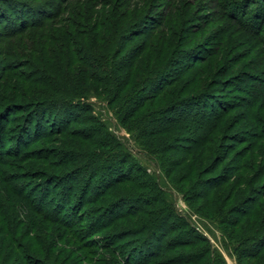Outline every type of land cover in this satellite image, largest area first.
<instances>
[{
    "label": "trees",
    "instance_id": "obj_1",
    "mask_svg": "<svg viewBox=\"0 0 264 264\" xmlns=\"http://www.w3.org/2000/svg\"><path fill=\"white\" fill-rule=\"evenodd\" d=\"M218 4L217 13L229 21V27L264 47V0H219ZM43 11L26 0H0V81L12 72L14 62L5 40L41 22ZM143 33L150 30L120 38L118 54L103 53L99 58L108 61L110 56L112 68L86 70L83 81L103 93L121 123L134 128L138 145L156 155L160 168L167 177L173 176L176 181L170 182L186 200L209 206L210 219L235 245L237 263L264 264V58L263 68L250 73L221 71V49L200 54L208 46L196 36L169 41V51L163 53L146 39L135 46ZM142 43L151 54L140 62L137 50ZM187 43L192 46L183 50L187 60L183 65L174 62V48ZM209 60L208 77L200 78ZM176 63L181 67L171 68ZM41 70L37 74H42L41 82L30 80L32 72L20 78L30 84L24 90L0 89L1 98L8 96L13 103L9 107L13 111L6 115L0 103V165L22 156L28 146L65 132L52 109L66 112L65 125L87 126L76 133L74 150L60 151L59 174L73 169L58 177L67 181L62 188L53 182L27 190L23 183L1 175L0 264H80L89 254L84 249L90 247L108 251L106 264H217L209 240L175 213L158 180L106 129L87 98L79 99L83 93L79 86L85 82L75 84L71 79L61 84L59 77ZM230 78L240 83L233 84L232 98L226 95ZM217 79L226 81L223 88L214 86L222 83ZM36 83L41 88H29ZM78 108L90 114L75 113ZM26 109L29 120L10 134L13 114ZM7 141L13 142L8 149ZM228 157L232 170L227 174L218 169ZM72 176L80 177L76 184ZM85 202L94 203L91 214L82 213ZM50 221L56 224L53 229L40 225ZM107 229L108 234H101ZM67 237L77 239L78 246Z\"/></svg>",
    "mask_w": 264,
    "mask_h": 264
},
{
    "label": "rangeland",
    "instance_id": "obj_2",
    "mask_svg": "<svg viewBox=\"0 0 264 264\" xmlns=\"http://www.w3.org/2000/svg\"><path fill=\"white\" fill-rule=\"evenodd\" d=\"M26 1L32 4H39L40 8L44 9L45 14L43 11L41 22H36L23 33L5 40L6 46L10 45L9 49L14 54V56L10 57L14 62L12 63V72L0 81L1 91L4 89V91L12 93V90L14 92L24 90L30 84H23L20 78L28 77L31 72L34 74L30 80H40L41 82L43 79L41 78L42 74L37 76L38 72L42 71L41 69H47L48 72L53 74V77H59L60 83L61 81H70L72 79L73 81L71 82L76 84L82 79L83 73L86 70H93L92 72H95L96 69L103 68L102 66L108 69L112 68L109 66L113 64L110 56L118 54V51L115 50L119 46L120 38L124 40V36L128 38L135 32H146L148 30H150V33H143L137 37L138 39L134 43L135 46L139 45L142 39H146L144 42H148L156 52L162 51L163 53H167L170 48L168 46L169 41L175 42L179 38H185L183 35H187L189 38L196 36L200 41H203L205 46H208L207 51H203L200 54L210 53V49H214L216 52H219L217 50L221 49L218 54L219 59L223 62L221 64L223 66L221 67V71L224 69L236 72L240 69L243 72L241 73L242 75L246 72L250 73L258 68H263L261 58H264V47L259 44V41L251 40L238 32L236 28L229 27V21L217 13V11L221 10L218 7L219 0ZM47 14L49 15L48 17ZM146 16H149L148 20ZM153 18L154 22H152ZM183 30L186 33H183ZM114 31L117 33H113ZM117 34L120 37H115ZM149 34L151 35L148 36ZM185 45L181 44L172 51V56L175 58L174 62L178 61L183 65V62L187 60V57L184 58V55L187 53H183V50L185 48L190 49L192 46H187L188 43ZM144 46L145 44L142 43L141 49L137 50L140 52V62L146 60L145 57L148 53L151 54L150 50L143 48ZM103 53L110 54L108 61L99 59ZM209 62L210 60L205 62V66L203 65L205 68L200 70L202 73L206 70L205 73H201L200 78L208 77L207 74L210 68L206 66L210 65L208 64ZM177 67L180 68V64L176 63L171 68ZM227 81L229 82L228 87L230 89L226 95L232 98L229 95L234 90L233 84L239 85L240 83L234 78H230ZM220 82L222 83H215L214 86L223 88L226 81L221 79ZM82 83L84 84L79 86V88L83 90V93L79 99L83 97L87 98V102L91 105L94 115L105 123L106 129L124 144L127 150L132 153L139 166L145 168L153 179L158 180L159 188L165 193L166 200L172 203L175 213L184 218L191 227L195 228L198 233H201L209 240L213 254L217 259V264H238L236 261L235 245L229 243L224 238L217 222L210 219L212 213L209 206L202 208L198 202L186 200L184 195L174 186L176 180H174L173 176L167 177L160 168L156 155L147 153L138 145L136 136L134 135V128L131 130L129 124L125 125L120 122L115 111L110 108L105 96L102 95L103 93L99 89L91 88L89 82L86 83L85 80ZM36 84L29 88H41L40 84ZM0 100V103L4 106L1 109L3 115L8 114L9 111H13L9 110V107L13 103H9L11 99L8 96L1 98L0 95ZM54 110L56 109H52L51 113L61 120V129L65 128V132L61 135H50L40 143L28 146V150L21 154L22 156L16 157V159L9 158L8 162L10 164L5 166L0 165V179L3 174L7 180H16L15 184L19 182L23 183L27 190L30 186L46 187L49 183L53 182L59 184V188L64 186L67 181L60 182L61 180L58 177L73 173V169L65 171L67 173L59 174V171L63 169L60 165L62 158L60 151L74 150L77 140L76 133L83 130L87 125L85 123L81 125L67 123L65 125L66 112L61 111L60 113ZM74 112L81 113L83 117L90 114L89 112L85 113L80 108L75 109ZM29 114L27 109L26 111L21 110L13 114L9 126L14 128H12L10 134H15L13 132L15 129L17 130V128L25 126V122L29 120L27 119ZM7 128L9 129V127ZM66 128L68 129L66 130ZM228 142L230 143L231 141ZM83 144L86 147V143ZM12 145L13 142L11 141L5 143L7 149ZM87 147L89 146L87 145ZM230 160H232V157H228L218 170H224L227 174L230 173L232 170H230V166L232 165ZM245 174H249V171H245ZM79 179V176H72V180H74L73 184H76ZM170 180H173L174 184ZM232 180H235V176L232 177L231 183ZM91 188L92 186L89 192H91ZM55 191V189H50L51 194L55 193ZM219 195H215L216 198L214 199L218 200ZM13 196H16V194ZM49 207L50 205L46 203L44 209H48ZM210 207H213V204ZM95 208L94 203L85 202L82 207V213L91 214ZM39 221L43 220L40 218ZM256 223L252 222L251 225H255ZM45 224L51 229L56 227V224L51 223V221L50 223L43 222L40 225L44 226ZM101 232V234H108L110 230L107 229ZM67 238L71 240L72 244L78 246L77 239ZM65 241H63V244L66 243ZM84 251L85 253L89 252V254L80 264H106L105 262H110L107 259V256H110L108 251H102L100 248L92 249V247L84 249ZM82 258L81 260H83ZM135 261L136 257L134 256L132 262Z\"/></svg>",
    "mask_w": 264,
    "mask_h": 264
}]
</instances>
